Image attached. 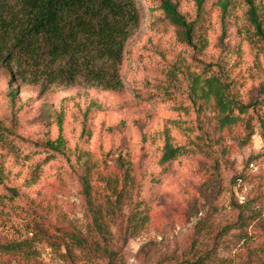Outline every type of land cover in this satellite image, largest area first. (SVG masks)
<instances>
[{
  "label": "rangeland",
  "instance_id": "obj_1",
  "mask_svg": "<svg viewBox=\"0 0 264 264\" xmlns=\"http://www.w3.org/2000/svg\"><path fill=\"white\" fill-rule=\"evenodd\" d=\"M172 1L189 20L201 13L196 45L179 40L160 0H134L139 23L124 44L120 89L76 81L43 90L0 70V242L32 239L17 256L0 250V264H111L89 248L74 246L75 262L65 253L69 233L90 227L83 175L102 195L98 177L120 176L121 154L132 179L107 224L117 264H264V36L250 22L249 0H228L227 13L220 0H203L202 12L197 0ZM250 1L264 19V0ZM215 60L232 97L248 105L231 127L220 128L212 102L193 100L184 84ZM10 116L15 123L4 121ZM59 127L65 155L44 146ZM165 138L182 152L161 165ZM235 193L251 201L255 218ZM137 202L148 220L134 228L127 217Z\"/></svg>",
  "mask_w": 264,
  "mask_h": 264
},
{
  "label": "trees",
  "instance_id": "obj_2",
  "mask_svg": "<svg viewBox=\"0 0 264 264\" xmlns=\"http://www.w3.org/2000/svg\"><path fill=\"white\" fill-rule=\"evenodd\" d=\"M160 1L179 40L196 45L200 37L197 24H202L199 19L201 13L199 16L198 11L195 19L189 20L178 11L176 2ZM228 2H218L225 13ZM249 4L250 22L258 34L264 36V19L250 0ZM197 5L202 12L203 0H197ZM138 23L139 12L134 0H0V70L6 69L9 72L11 82L40 85L43 90L76 81L102 89H120L123 83L119 65L124 44ZM224 65L220 60L201 62L197 65L199 70L188 74L187 82L183 80L193 100L212 102L220 128L236 124L239 115L234 111L242 114L248 108V105H243L232 97L231 81L226 78ZM12 93L11 97H14ZM8 120L11 124L15 123L12 116L10 119L5 117L4 121ZM59 130L58 136L47 141L44 146L49 151L65 155L61 127ZM81 134L89 136L90 131L84 126ZM181 148V145L173 144L165 138L159 164L171 163L181 155ZM119 158L120 176L98 177L103 182L105 193L102 195L93 196L89 178L87 175L82 177L86 213L91 221L86 234L76 231L69 233L73 242L66 245L65 254L73 262L75 258L71 256V250L76 246L89 248L94 256L106 257L111 264H117V252L110 244L107 224L110 216L120 215L124 193L132 179L129 156L121 154ZM1 170L0 168V172ZM244 173L240 172L235 178H244ZM12 190L17 192L15 188ZM234 199L240 204L238 206L251 214L252 219L256 217L258 210L250 206L251 201H240L236 196ZM140 204L134 203L127 217V222L132 223L134 228L143 226L148 220L147 208L141 209ZM238 222L237 227L241 230L248 225L246 219L240 218ZM126 238L127 236L124 240ZM29 240L32 239L0 242V250L17 256L24 250H30ZM177 264H204V261L203 257H184Z\"/></svg>",
  "mask_w": 264,
  "mask_h": 264
},
{
  "label": "built area",
  "instance_id": "obj_3",
  "mask_svg": "<svg viewBox=\"0 0 264 264\" xmlns=\"http://www.w3.org/2000/svg\"><path fill=\"white\" fill-rule=\"evenodd\" d=\"M260 159V158H259ZM261 159H262V157H261ZM256 170V162H255V160H253V161H250L249 162V164H248V170ZM237 181H238V183L237 184H239L240 182H241V178H237ZM235 195H236V197L238 198V195L235 193ZM239 199V198H238ZM240 201H243V200H245L244 198L243 199H239Z\"/></svg>",
  "mask_w": 264,
  "mask_h": 264
}]
</instances>
